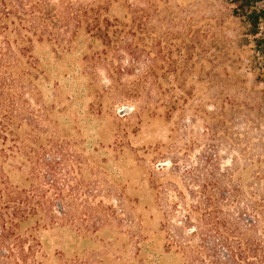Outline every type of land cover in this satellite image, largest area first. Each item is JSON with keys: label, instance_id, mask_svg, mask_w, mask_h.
<instances>
[{"label": "rangeland", "instance_id": "374dc122", "mask_svg": "<svg viewBox=\"0 0 264 264\" xmlns=\"http://www.w3.org/2000/svg\"><path fill=\"white\" fill-rule=\"evenodd\" d=\"M132 2L125 0L109 15L129 25L127 8ZM135 4L142 19L150 15L137 30L139 42H159L152 100L130 93L140 87L130 82L133 75L122 76L116 90L110 91L103 68L88 72L83 57L93 49L82 31L65 48L32 44L31 55L41 71L35 81L40 94L37 105L49 109L60 136L74 144L70 151L83 157L84 184L94 195L90 203L101 205V217L115 212L114 218L86 235L65 226L41 230L46 255L41 264L70 260L74 264H181L180 257L165 248L161 200L176 191L188 198L186 190L202 184L208 156L213 157L208 167L213 178L218 174V112L208 101L218 91L205 88L211 80L235 84L223 96L250 98L254 109L247 114L251 123L247 163L251 168L242 176L246 186L253 184L264 192V56L255 43L264 32L263 24L255 35L246 36L243 18L233 10L236 0H135ZM255 6L264 10V0ZM167 63L177 68L190 64L213 68L218 76L164 74L159 68ZM223 70L233 77L224 76ZM180 81L183 89L176 87ZM170 100L176 103L167 112L165 103ZM32 103L38 108L33 99ZM236 154L223 150V165H230ZM64 167L76 170L78 165L69 162ZM191 179L197 180L194 187Z\"/></svg>", "mask_w": 264, "mask_h": 264}, {"label": "trees", "instance_id": "16d2710c", "mask_svg": "<svg viewBox=\"0 0 264 264\" xmlns=\"http://www.w3.org/2000/svg\"><path fill=\"white\" fill-rule=\"evenodd\" d=\"M124 1L0 0V264H41L46 256L41 230L65 226L86 235L114 218L115 212L101 217V205L90 203L94 195L84 184L83 157L70 151L74 144L60 136L49 109L37 105L40 94L35 81L41 71L31 50L34 42L65 48L82 31L93 49L83 57L88 72L103 68L110 91L116 90L122 76L133 75L130 82L140 87L130 93L152 100L159 42H139L137 30L150 15L142 19L135 0L127 8L129 25L109 15ZM257 1L236 0L233 9L243 18L246 36L255 35L260 23L264 26V10L255 6ZM255 43L264 56V32ZM159 70L185 78L218 76L213 68L194 64L177 68L167 63ZM223 75L233 77L226 70ZM211 81L205 88L218 91L208 100L218 112V174L213 178L208 168L213 157L208 156L202 184L196 190L187 189L188 198L176 191L161 200L165 248L177 254L181 264H264V192L262 187L246 186L242 176L251 168L247 114L254 107L246 96H223L235 88L234 83ZM176 87L183 89L184 82ZM175 103H165L167 112ZM255 107L261 110L260 105ZM223 150L237 152L230 165L222 163ZM69 162L78 165L76 170L64 167ZM191 180L194 187L197 180Z\"/></svg>", "mask_w": 264, "mask_h": 264}]
</instances>
